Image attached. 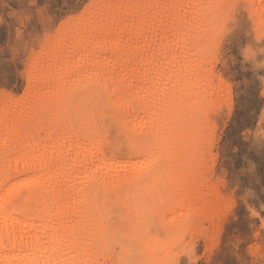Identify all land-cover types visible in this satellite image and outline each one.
I'll return each instance as SVG.
<instances>
[{"label": "bare ground", "instance_id": "6f19581e", "mask_svg": "<svg viewBox=\"0 0 264 264\" xmlns=\"http://www.w3.org/2000/svg\"><path fill=\"white\" fill-rule=\"evenodd\" d=\"M233 1L93 0L43 42L0 94V264H168L219 236L210 62Z\"/></svg>", "mask_w": 264, "mask_h": 264}, {"label": "rangeland", "instance_id": "374dc122", "mask_svg": "<svg viewBox=\"0 0 264 264\" xmlns=\"http://www.w3.org/2000/svg\"><path fill=\"white\" fill-rule=\"evenodd\" d=\"M92 2L0 0V94L21 98L33 56ZM258 2L260 8L233 1L214 34L210 66L229 90L220 92L208 150L210 179L226 208L219 236L211 243L188 238L169 250L170 264H264V0ZM108 263L116 260L89 262Z\"/></svg>", "mask_w": 264, "mask_h": 264}]
</instances>
